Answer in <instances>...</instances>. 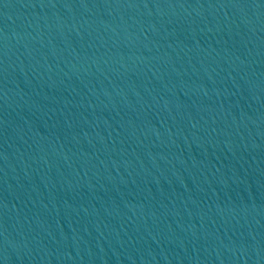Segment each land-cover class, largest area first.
Here are the masks:
<instances>
[{
  "label": "water",
  "instance_id": "1",
  "mask_svg": "<svg viewBox=\"0 0 264 264\" xmlns=\"http://www.w3.org/2000/svg\"><path fill=\"white\" fill-rule=\"evenodd\" d=\"M0 264H264V0H0Z\"/></svg>",
  "mask_w": 264,
  "mask_h": 264
}]
</instances>
